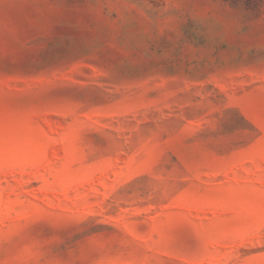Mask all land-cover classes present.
<instances>
[{"label": "rangeland", "instance_id": "rangeland-1", "mask_svg": "<svg viewBox=\"0 0 264 264\" xmlns=\"http://www.w3.org/2000/svg\"><path fill=\"white\" fill-rule=\"evenodd\" d=\"M0 264H264V0H0Z\"/></svg>", "mask_w": 264, "mask_h": 264}]
</instances>
